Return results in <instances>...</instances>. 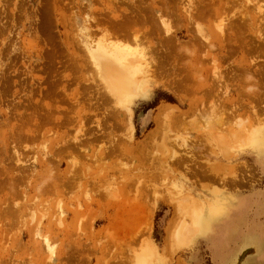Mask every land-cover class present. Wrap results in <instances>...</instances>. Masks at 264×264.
Wrapping results in <instances>:
<instances>
[{"label": "rangeland", "instance_id": "rangeland-1", "mask_svg": "<svg viewBox=\"0 0 264 264\" xmlns=\"http://www.w3.org/2000/svg\"><path fill=\"white\" fill-rule=\"evenodd\" d=\"M187 2L0 0V264H136L149 247L147 264H264V0H194L192 21ZM136 32L157 85L119 103L88 44ZM185 198L203 215L183 238Z\"/></svg>", "mask_w": 264, "mask_h": 264}, {"label": "bare ground", "instance_id": "bare-ground-1", "mask_svg": "<svg viewBox=\"0 0 264 264\" xmlns=\"http://www.w3.org/2000/svg\"><path fill=\"white\" fill-rule=\"evenodd\" d=\"M193 2H194V0H188L187 5H186L187 7L185 8L183 6L185 8L184 11H186V15L185 16L188 18L189 21H192V19L194 17V14H195V10L194 9L196 7L194 8ZM204 2H206V1H204ZM166 7H165L164 10H166ZM213 12H214V10H213ZM161 17H163V16H161ZM164 17L166 18V16H164ZM160 19H161L160 20L161 26H163L162 28L165 29L164 32H165L166 36H169L170 37V35L175 34L173 28L170 27V24H169L170 21L165 20L164 18H160ZM230 20H231V18H226V17L225 18L222 17L220 20L217 19V20H215L216 23L214 21V24H212L213 27H208L207 26V28H202L201 27L200 29H198L197 30V35L201 38V40L203 42H206L207 44L209 43V41H211L212 36L213 37H218V40L222 42V40L224 39L223 38V35L225 33V28L229 26L228 25V22L230 23V22L233 21V20L232 21H230ZM206 29L207 30L209 29V30H211L213 32L212 33H209V32H207ZM172 32H174V33H172ZM136 34H137V32H136ZM127 35H129V34H126L125 36H127ZM138 35L139 34H137V35L134 34L133 37L131 35L128 38V40H126L127 38H120L119 39L116 35H114L116 37V39L118 38V40H116V39L113 40L114 39V37H113V39L112 38H107L106 40L101 41V42H97L95 44H92V43L91 44L90 43L88 44V48H89L88 50H90V57H92V56L94 57V58L92 57V60H95L94 61L95 62L94 65H97V67L99 69V74H100V77L103 80V83L105 84L106 90L110 93L111 96L114 97V100L118 101L119 103L120 102L122 103L124 101L126 102L129 98H131L134 95L140 94L141 92H143V93L149 92L153 87H155V85H157V83H156L157 82L156 81L157 80L156 79L157 76L155 75L156 73L154 74V71L156 70V67H157L156 66V62L158 64V67L160 66L159 65L160 62H158L157 60L155 62V59H157V58L156 57L153 58L154 55L152 56V54H153V53H151L152 50L150 52V50H149L150 48L147 49L146 48V45L142 44L143 41H141L142 40L141 35H139V36ZM225 35H227V31H226V34ZM121 36H123V35H121ZM259 38L260 39L261 38L264 39V37H263L262 34L259 35ZM123 39L126 40V41L124 40V43H122L120 41V40H123ZM170 39H171V37H170ZM129 40L132 41L133 44L131 42L129 43ZM125 42H128V43H125ZM210 45H213V44H210ZM197 48H198V46H197ZM212 62H214V65H215V67H214L215 70H213V72L215 71L213 73L214 74L213 76L215 78L214 77L213 78H214V80H216V82L218 80V82H217L219 84L218 87H220V85H221L220 83L222 82L223 75L220 72L219 67H217L216 60L213 59ZM205 63H207V62H205ZM98 69H97V71H98ZM183 70H184V68H183ZM182 80H183V78H182ZM248 81L249 82H252V80L250 81V78L248 79ZM181 84H183V83H181ZM256 92L257 91H255L254 94ZM222 94H228V93H227V91H223ZM257 96H258V94H257ZM181 98H183V97H181ZM123 108L124 109H128L127 110L128 112L131 111L127 106H123ZM167 115H165V116H167ZM260 135H262V132L261 131H259V130L253 131L252 132V136H251V144H255V143L258 144V142L261 139ZM172 156H173V154H172ZM172 156H170V157L173 158ZM181 156H183V155H180V158H181ZM176 158H179V156L178 157L176 156ZM189 199H187V198L182 199L181 202L178 200L179 201V204L177 206V208L179 207V209H180V210L179 209L178 210L181 211V214H182V215H180V217L182 216L183 217L182 219H184L183 222L181 223L180 229L177 232L178 233L177 236L183 237V238H186L188 236H191L193 233H195L196 231L199 230V228H200L199 226H200V222H201V217L203 215V207H202V205L200 206L199 204L196 203V201H194L192 199H191L192 200L191 201ZM227 203L228 202L226 201V199H224V198L221 199V202H219V204H217L218 206L216 207L215 212L210 213L207 218H204L203 219V222L205 223L206 221H208L211 218V216L213 214L219 212L222 208L226 207V204ZM229 204H230V201H229ZM60 214H64V212L61 211ZM189 217H190V219L188 220ZM37 234L40 235L39 232ZM41 239H42V244L44 245L45 251H48L50 253V256L49 257L52 260V257H53V254H54V248H53L54 246L50 243V237L46 234L44 236L42 235L41 236ZM150 255H152V254H151V249L149 247V249L147 251H145V252L141 253L140 255H138L137 260H136V264H147V262L151 258Z\"/></svg>", "mask_w": 264, "mask_h": 264}]
</instances>
